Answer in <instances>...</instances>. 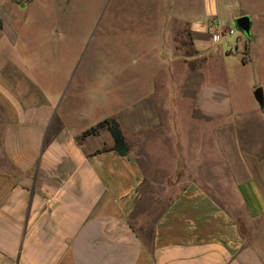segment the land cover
<instances>
[{"label":"crops","instance_id":"1","mask_svg":"<svg viewBox=\"0 0 264 264\" xmlns=\"http://www.w3.org/2000/svg\"><path fill=\"white\" fill-rule=\"evenodd\" d=\"M66 3L52 0L46 25L39 0H0V264H264V143L205 73L229 55L215 44L218 2L185 18L189 67L158 80L144 79L141 41H127L140 61L130 79L39 66L35 41L47 54L63 37ZM106 118L127 154L106 127L77 139ZM239 204L261 224L256 240L230 211Z\"/></svg>","mask_w":264,"mask_h":264},{"label":"rangeland","instance_id":"2","mask_svg":"<svg viewBox=\"0 0 264 264\" xmlns=\"http://www.w3.org/2000/svg\"><path fill=\"white\" fill-rule=\"evenodd\" d=\"M204 1L67 0L59 23L63 37L52 38L51 43L47 41V54L41 47L42 41L37 39L35 46L38 51L32 58L43 68L64 69L76 62L78 73L82 71L83 79L95 72L89 69H97L99 66L105 69L101 70V75L110 74L111 71V74H116L117 80H124L135 77L134 71L140 61L137 62L130 49L138 47L136 52L141 48L144 51L139 56L141 64L143 68L149 69V72L143 74L144 79L172 78L174 65L180 66L181 74L189 67L186 63L183 65L187 61V55L191 54L185 18L199 14ZM216 1L217 13L212 18L221 26L223 36L221 42L215 44L223 52L229 51V55L225 63L220 65L221 68L215 61L213 67V63H209V70L206 65L205 73L215 83L228 86L234 113L245 121L243 127L247 126L246 129L252 130L254 143L261 145L264 143V106L258 111L252 88L261 86L264 93V0ZM39 2L44 3L47 8L37 5L36 15H43L46 25H49L48 22H53L57 15L52 0ZM246 14L252 20L250 38L238 32L234 24L236 17ZM230 28L232 34L229 35L227 31ZM127 41L130 42L129 50L126 48ZM140 41L143 47L139 49ZM43 68L36 70V76L42 86H45L49 71L46 72ZM179 75L178 73L176 77ZM233 119L230 118V122L235 124ZM260 153L264 155V149ZM239 205L236 211L231 208L230 211L240 229L251 239L252 232L259 230L261 224L250 220L244 205Z\"/></svg>","mask_w":264,"mask_h":264},{"label":"trees","instance_id":"3","mask_svg":"<svg viewBox=\"0 0 264 264\" xmlns=\"http://www.w3.org/2000/svg\"><path fill=\"white\" fill-rule=\"evenodd\" d=\"M101 127H106L113 139V149L121 155L128 153V146L124 140L119 124L116 119L106 118L96 125L85 130L77 139H82L88 134H96Z\"/></svg>","mask_w":264,"mask_h":264},{"label":"water","instance_id":"4","mask_svg":"<svg viewBox=\"0 0 264 264\" xmlns=\"http://www.w3.org/2000/svg\"><path fill=\"white\" fill-rule=\"evenodd\" d=\"M234 24L238 32L242 33L246 38L252 35V20L249 15H241L234 19ZM253 96L260 107L264 106V94L261 86H256L253 89Z\"/></svg>","mask_w":264,"mask_h":264},{"label":"built area","instance_id":"5","mask_svg":"<svg viewBox=\"0 0 264 264\" xmlns=\"http://www.w3.org/2000/svg\"><path fill=\"white\" fill-rule=\"evenodd\" d=\"M213 25L215 26V29L217 31L221 32V26L218 23H214ZM227 34H229V35L232 34V29L231 28H230L229 31H227Z\"/></svg>","mask_w":264,"mask_h":264}]
</instances>
